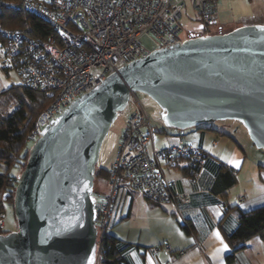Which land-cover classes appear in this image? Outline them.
Returning <instances> with one entry per match:
<instances>
[{
	"label": "water",
	"instance_id": "water-1",
	"mask_svg": "<svg viewBox=\"0 0 264 264\" xmlns=\"http://www.w3.org/2000/svg\"><path fill=\"white\" fill-rule=\"evenodd\" d=\"M136 91L159 105L165 126L234 119L264 149V23L156 47L52 118L28 148L18 175L17 228L0 233V264H95V165L111 124Z\"/></svg>",
	"mask_w": 264,
	"mask_h": 264
},
{
	"label": "built area",
	"instance_id": "built-area-1",
	"mask_svg": "<svg viewBox=\"0 0 264 264\" xmlns=\"http://www.w3.org/2000/svg\"><path fill=\"white\" fill-rule=\"evenodd\" d=\"M47 20L54 32L37 41L18 30H0V46L8 59H16L19 85L44 91L49 102L38 115L27 141H34L50 120L73 99L89 91L107 75L147 51L140 37L152 32L156 47L193 35L209 34L216 23L215 0H192L199 29L183 32L181 23L185 0H21ZM131 110L116 154L108 171V190H92L96 208V259L102 261L100 238L109 225L114 200L123 189L139 191L158 202H187L185 194L174 193L163 165L178 155L200 158L198 147L189 142L154 145L156 128L151 124L136 92H130ZM242 197H240V200ZM199 245V242H196ZM99 258V259H98Z\"/></svg>",
	"mask_w": 264,
	"mask_h": 264
},
{
	"label": "crops",
	"instance_id": "crops-1",
	"mask_svg": "<svg viewBox=\"0 0 264 264\" xmlns=\"http://www.w3.org/2000/svg\"><path fill=\"white\" fill-rule=\"evenodd\" d=\"M256 22L264 23L261 20ZM242 24L245 23L235 21L228 28ZM239 125L236 129L242 134L243 125ZM213 126L224 129L216 123ZM221 129L201 126L182 130L168 128L165 132H158L163 145L189 141L199 145L207 155L193 179H190L184 159L175 166L163 167L165 176L172 181L173 190L186 193L188 202L157 203L138 191H132L127 199L123 189L117 193L109 225L116 227L125 222L130 227L123 232L110 230L116 236L127 264H264V231L261 236L251 237L244 248L237 250L231 262L225 258L231 250L227 235L237 224L235 209L231 207L249 210L264 203V164L254 163L251 166L252 177L239 186L245 156L238 140L222 133ZM187 134L194 141L187 140ZM208 140L211 146L207 145ZM222 162L237 169V182L228 189L225 198L211 191L218 164ZM235 191L239 193L237 196ZM182 219L191 225L190 232L181 226Z\"/></svg>",
	"mask_w": 264,
	"mask_h": 264
},
{
	"label": "trees",
	"instance_id": "trees-1",
	"mask_svg": "<svg viewBox=\"0 0 264 264\" xmlns=\"http://www.w3.org/2000/svg\"><path fill=\"white\" fill-rule=\"evenodd\" d=\"M5 29L21 31L25 33L26 36L39 42L48 39L50 34L54 32L53 27L50 26L47 20L27 8L21 0H0V30ZM189 33L193 34L194 32L190 31ZM7 60L10 66L16 71V59L11 60L7 58ZM8 67L9 66H2L4 70H8ZM48 102L49 98L44 91L38 88L19 85L18 81L16 83H12L6 91H3L0 94V233L8 232V230L3 229V215L6 205L13 207L15 185L17 183L19 172L23 168L28 154L27 143L30 141H27L26 139L27 133L34 127L38 115L46 107ZM160 111L162 113L161 109ZM161 123L162 125H159L158 127L151 123L156 128L155 133L165 132L168 128H173L165 126L163 122ZM213 125H215L214 122L200 126L215 130L221 129H217L218 127L215 128ZM222 131L220 132L229 135L235 140L230 132L225 129ZM194 145H196L200 150V158L195 159L189 155H178L174 157L173 161H166L164 165L175 166L179 161L184 159L187 161L186 168L190 174V179H193L192 176H194L198 169L202 166L207 155L199 145ZM110 166L108 168L99 167L96 174L105 175L107 181ZM12 167H16V173L11 172ZM168 181L171 183V190L174 193L185 194L188 197L186 193L173 190L172 181L169 179ZM236 182L237 169L228 166L224 162L219 163L211 185V191L220 197L225 198L228 189L234 186ZM131 192L132 191H130V193ZM145 197L151 201L160 203L147 196ZM178 201L180 200L178 199L176 203ZM231 208L235 209L237 224L227 235V240L231 248L230 252L225 257L227 262H231L233 260L235 252L244 248L246 246V242L251 237L256 235L261 236L264 231V203L249 210H242L238 207ZM181 226L187 232L191 231V225L184 219L181 220ZM108 229L109 228L107 227L104 230V233L100 238V251L102 255L101 264H127L121 250H119L120 244L117 241L116 236Z\"/></svg>",
	"mask_w": 264,
	"mask_h": 264
},
{
	"label": "rangeland",
	"instance_id": "rangeland-1",
	"mask_svg": "<svg viewBox=\"0 0 264 264\" xmlns=\"http://www.w3.org/2000/svg\"><path fill=\"white\" fill-rule=\"evenodd\" d=\"M215 7V11L217 12L218 19L216 23H213L209 26V32H215L218 30L219 25L222 26L221 31L228 30L230 26L234 24V22H244L245 24H251V22L263 21L264 22V0H215L213 3ZM196 13L194 8L192 7V0H185V5L182 9V19L181 23L183 26V32H187L189 30H197L199 29V24L196 22ZM259 23V22H256ZM141 45L148 52L156 48L155 37L152 32H145L140 37ZM1 48V47H0ZM3 49H0V94L3 91H6L12 83H16L18 81V75L13 67L10 66L6 56L4 55ZM9 66L8 70H4L2 66ZM136 95L140 103L142 104L146 115L149 117V120L157 125H160L162 122L161 119V111L159 105L146 93L141 91H136ZM131 110V103L128 102L125 108L120 111L117 115V118L111 124L106 136L104 137L100 150L98 159L95 165V176H94V184L93 189L107 191V181L105 175H98L96 171L99 167L108 168L116 154L117 145L121 139L122 132L124 130V123L126 115ZM214 123L220 125L225 130L230 132L235 139L238 140L241 147L240 150L242 154L245 156V161L243 163V167L241 168L239 174V186L246 183V181L252 177V168L251 166L254 163L261 162L264 164V149L256 147L253 142L250 140L247 131H245L244 127L242 130L243 133H239L237 131V126L239 125L238 120L234 119H225V120H217ZM240 126V125H239ZM242 127V126H240ZM155 145L156 147L164 146L162 143V137L160 134L154 133ZM213 134V133H212ZM214 135V134H213ZM217 135H215L216 137ZM185 138L190 141H194L193 137L190 135H186ZM210 140V139H209ZM207 141V145L211 146L212 144ZM235 143V141L233 140ZM33 141L27 143L28 148L32 145ZM238 147V145L235 143ZM28 156V154H27ZM22 170V169H21ZM20 170V171H21ZM12 173H16V167H12ZM20 173V172H19ZM139 192V191H138ZM141 193V192H140ZM143 194V193H142ZM237 196L239 193L237 191L234 192ZM108 226V230L114 229L113 231L123 232L130 229L124 223L120 225H116V227L112 224ZM17 228L16 218L13 212V207L10 205H6L4 215H3V229L8 231H13ZM167 248V245H165ZM99 259V258H98ZM102 261L97 260V264H101Z\"/></svg>",
	"mask_w": 264,
	"mask_h": 264
},
{
	"label": "snow or ice",
	"instance_id": "snow-or-ice-1",
	"mask_svg": "<svg viewBox=\"0 0 264 264\" xmlns=\"http://www.w3.org/2000/svg\"><path fill=\"white\" fill-rule=\"evenodd\" d=\"M218 235H219V234H217V236H218ZM224 247L226 248V247H227V245H225Z\"/></svg>",
	"mask_w": 264,
	"mask_h": 264
}]
</instances>
